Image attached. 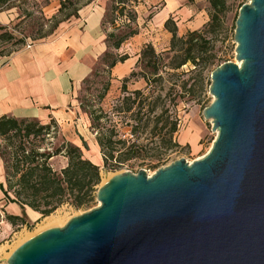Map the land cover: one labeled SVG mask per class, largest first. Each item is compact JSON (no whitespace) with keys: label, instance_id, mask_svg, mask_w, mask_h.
Returning a JSON list of instances; mask_svg holds the SVG:
<instances>
[{"label":"water","instance_id":"water-1","mask_svg":"<svg viewBox=\"0 0 264 264\" xmlns=\"http://www.w3.org/2000/svg\"><path fill=\"white\" fill-rule=\"evenodd\" d=\"M236 59L211 74L209 151L123 171L98 206L19 246L8 264H264V0L239 10Z\"/></svg>","mask_w":264,"mask_h":264},{"label":"trees","instance_id":"trees-1","mask_svg":"<svg viewBox=\"0 0 264 264\" xmlns=\"http://www.w3.org/2000/svg\"><path fill=\"white\" fill-rule=\"evenodd\" d=\"M59 1L57 13L47 17L39 8V14H36L34 9L28 7L26 0H0V11L16 7L20 11L19 18H22L12 28L0 24V56L8 57L20 49L26 44L28 36L33 40L48 37L62 22L79 17L83 6L94 0ZM138 2L110 0L102 21L108 49L97 61L93 73L83 82L85 85L91 78L101 77V88H97L99 90L95 98L85 95L81 107L88 113L91 127L97 130L96 137L105 168L113 166L117 169L125 160L150 154L157 158L150 168L158 169L165 164L168 153L180 146L175 139L180 118L176 111L171 110L172 104L177 105L174 99L179 94L173 98V92L179 88L182 91L179 96L182 97L183 93L195 96L194 84L188 86L186 81L170 84L166 76L178 75L179 70L190 65L193 68L188 72H196L200 79L206 69L219 66L222 60L213 51L218 36L226 31L228 0H208L210 20L202 28L189 30L184 35L178 34L176 22L172 17L169 18L165 23L166 29L172 33L169 49L158 52L152 43L143 47L136 69L123 80L121 95L115 101L113 122L109 112L100 103L110 89L112 68L129 57L118 50L139 33L135 9ZM123 16L127 17V21L117 24L116 21ZM27 18L33 19L37 28H33L29 35H17L15 30L23 31L22 24ZM182 73L187 72L183 69ZM104 76L107 80H104ZM139 78L146 81L145 88L129 90L127 83ZM84 146L87 147L86 142ZM57 155L68 158L67 165L61 170L51 164V158ZM0 157L5 176L0 187L6 205L17 203L22 208V214L19 215L0 209V218L4 211L5 218L13 226L27 223L26 206L40 212L42 216H48L63 205L75 209L90 208L97 198L102 180L101 166L85 157L81 146L61 135L60 126L54 118L49 123H43L37 118L2 116Z\"/></svg>","mask_w":264,"mask_h":264},{"label":"crops","instance_id":"crops-1","mask_svg":"<svg viewBox=\"0 0 264 264\" xmlns=\"http://www.w3.org/2000/svg\"><path fill=\"white\" fill-rule=\"evenodd\" d=\"M35 1L47 17L57 13L60 7L59 0ZM142 1L135 5L139 33L118 50L129 57L112 68L115 84L121 83L136 69L146 44L152 41L157 45L150 39V33L161 31L169 44L172 33L165 27L169 18L176 22L179 35L200 29L210 20L208 0H159L155 13L145 24L147 8ZM149 2L158 3L157 0H144V3ZM109 3L110 0L92 1L83 6L79 17L62 22L53 34L39 40L26 39L24 46L0 60V118L4 115L31 117L43 123L54 118L61 135L81 146L85 157L99 166L104 164L103 155L96 134L92 132L89 116L75 104V91L93 73L97 61L108 49L102 21ZM19 15L16 7L0 11V24L11 26ZM27 42L31 45L27 46ZM143 83L144 79L139 78L130 81L127 87L129 90L142 89ZM204 133L202 126L192 124L188 133L179 138V143L197 149ZM67 163L68 158L64 155L51 158V164L57 170ZM4 181V165L0 157V184ZM0 201L4 202L1 207L8 213L22 214L19 204L6 205L1 187ZM25 213L33 220L41 215L29 206H26Z\"/></svg>","mask_w":264,"mask_h":264},{"label":"rangeland","instance_id":"rangeland-1","mask_svg":"<svg viewBox=\"0 0 264 264\" xmlns=\"http://www.w3.org/2000/svg\"><path fill=\"white\" fill-rule=\"evenodd\" d=\"M26 2H28L30 5V6L28 5V7L31 9H34L36 12H37V8H40L35 0H26ZM157 2L158 3H154V2L144 3V0L142 1L143 5L147 8V14L145 16V24L149 23L152 15L156 11L157 6H159L158 5L160 3L159 0H157ZM247 2H249V0H228L229 10L226 14V19H225L226 31L225 33H222L220 34V36H218V39L216 40L215 51H213V52H216L218 56H221L222 58L221 64L227 61L238 62L236 59L237 42L235 41V35H234L235 29H236V20L239 15V10H240L241 5ZM36 14H39V13L37 12ZM21 19L22 18L18 17L11 24L10 28H12V26ZM23 28H24L23 31L21 29H20L21 31L15 30V33L19 36L29 35L32 33V29L33 28L36 29L37 26L34 24L33 19L27 18L22 24V29ZM108 30H110L109 25H108ZM150 34L152 35V38L150 37L148 38H150L151 40H153V42L157 44L156 46L154 45V47L156 48L158 52L166 51L169 49L170 42L168 44L166 42L167 40H164V35L161 34V31L157 32V30H155L154 34L153 33H150ZM146 36L148 35L146 34ZM208 37L210 36L208 35ZM28 39H32V38L28 36L27 40ZM3 58L5 59L6 57L0 56V60H2ZM190 68H193V67L190 65H187L183 68L184 70H186L187 73H182L183 69H181L178 71L179 72L178 75H174L173 77L166 76V78L170 79L169 80L170 84L176 81L178 82V84H181L182 82L186 81L188 83V86H190L191 84H194V87H195L194 97H192L191 95H186V93H183L184 95L182 97L179 96L182 93V91H180L179 88H177L173 92V95H172L173 98L176 96L177 93L179 94L174 99L175 100L174 102L177 103V105L176 106L173 104L171 105L172 112L176 111L177 116L180 118L179 130L175 135V139L179 142V138H181L182 136H185V134L188 133L191 125L196 124V123L197 125L202 126L205 133L202 136V139L199 144V148L193 149L188 144H180V146L176 148V150L168 153V156H167L168 158L165 164H163L162 166L168 165L171 162L181 157H185V159L189 162H193L194 160L201 158L209 151L214 140L217 137V132L213 131L212 129L213 127L212 120L206 119L203 114L204 109L208 107L214 99V96L210 93L209 87L211 84V74H212V71L216 68V65L211 66L210 68L206 69L202 73V76L200 79L196 72L195 73L188 72ZM137 70H139V67L137 68ZM100 78H101L100 76L94 79L91 78L92 80H90L85 85L82 84L81 87H79L75 91V104L83 113L87 115L88 113L84 111L81 107L83 97L85 95L87 97L93 95V98H95L99 90L97 88H101V83L99 82ZM103 78L104 80H107L106 76H104ZM123 82L124 81H122L119 84H115V81L113 82L112 80V83H111V86H110V89L107 95L100 103L103 106V108H105L109 112L108 114L112 118L113 122H115V109H114L115 101L121 95ZM145 82L146 81L144 80L142 89H144L146 86ZM170 102L171 101L169 99L168 104H170ZM95 105L97 106L96 101H95ZM90 125H92L91 120H90ZM91 129H92V132L97 135V130H94L92 127ZM156 161H157V158H155V156L150 154L148 156H138V157L136 156L128 160H125L121 162L120 167L117 169L113 168V166L105 168L103 164V166H101L102 180H101V183L99 184V187L108 181V177H112L115 174L119 172H123V171H132L134 173H137L139 170L145 169L147 173L151 175L156 171V169L150 168L149 166L150 164L155 163ZM3 203L4 202L0 201V209L2 208L1 205ZM99 203L100 202L96 198L95 202L90 208L75 209L74 207L70 205H63L59 207L57 210H55L53 213L48 215V216H52L55 218L53 222L50 224L47 223L48 216L40 215L34 220L29 219V217H27V223L24 225L13 226L5 218V213L2 212L1 218H0V264H8V259L11 257L13 252L19 246H21L24 242H26L28 240L27 238L30 235H33L35 232L37 231L40 232L51 226H56V225L63 226L73 216H76L87 210H90L98 206Z\"/></svg>","mask_w":264,"mask_h":264},{"label":"bare ground","instance_id":"bare-ground-1","mask_svg":"<svg viewBox=\"0 0 264 264\" xmlns=\"http://www.w3.org/2000/svg\"><path fill=\"white\" fill-rule=\"evenodd\" d=\"M110 178H111V177H108V180H109ZM105 183H106V182H105ZM54 219H55L54 217H52V216H48V217H47V223H48V224L52 223ZM38 232H39V231L35 232L33 235H36ZM33 235H30L27 239L29 240V238L32 237ZM27 239H26V240H27Z\"/></svg>","mask_w":264,"mask_h":264},{"label":"built area","instance_id":"built-area-1","mask_svg":"<svg viewBox=\"0 0 264 264\" xmlns=\"http://www.w3.org/2000/svg\"><path fill=\"white\" fill-rule=\"evenodd\" d=\"M125 21H127V17L123 16V17L119 18L116 22H117V24H120V23H123ZM30 45H31V42H27V46H30Z\"/></svg>","mask_w":264,"mask_h":264}]
</instances>
